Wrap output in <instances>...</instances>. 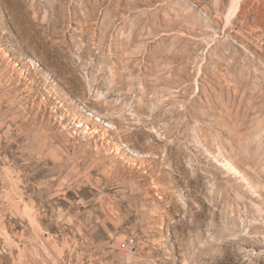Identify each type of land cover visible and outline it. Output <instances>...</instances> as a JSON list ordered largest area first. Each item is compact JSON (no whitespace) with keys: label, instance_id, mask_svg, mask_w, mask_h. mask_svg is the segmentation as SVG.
<instances>
[{"label":"rangeland","instance_id":"obj_1","mask_svg":"<svg viewBox=\"0 0 264 264\" xmlns=\"http://www.w3.org/2000/svg\"><path fill=\"white\" fill-rule=\"evenodd\" d=\"M231 4L0 0V264H264V0Z\"/></svg>","mask_w":264,"mask_h":264},{"label":"bare ground","instance_id":"obj_2","mask_svg":"<svg viewBox=\"0 0 264 264\" xmlns=\"http://www.w3.org/2000/svg\"><path fill=\"white\" fill-rule=\"evenodd\" d=\"M238 7V0H232V4H231V7H230V10H234ZM264 13V12H262ZM261 20V19H260Z\"/></svg>","mask_w":264,"mask_h":264}]
</instances>
